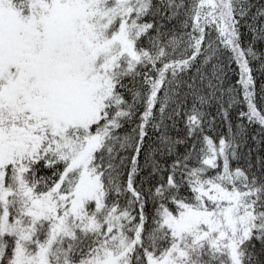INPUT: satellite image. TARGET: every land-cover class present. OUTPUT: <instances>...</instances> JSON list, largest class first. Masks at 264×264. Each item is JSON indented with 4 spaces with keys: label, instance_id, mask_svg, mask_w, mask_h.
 I'll return each mask as SVG.
<instances>
[{
    "label": "snow or ice",
    "instance_id": "6c2138e0",
    "mask_svg": "<svg viewBox=\"0 0 264 264\" xmlns=\"http://www.w3.org/2000/svg\"><path fill=\"white\" fill-rule=\"evenodd\" d=\"M0 264H264V0H0Z\"/></svg>",
    "mask_w": 264,
    "mask_h": 264
}]
</instances>
